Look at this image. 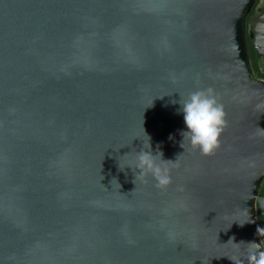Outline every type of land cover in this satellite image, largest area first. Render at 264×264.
<instances>
[{
    "label": "water",
    "instance_id": "95a60500",
    "mask_svg": "<svg viewBox=\"0 0 264 264\" xmlns=\"http://www.w3.org/2000/svg\"><path fill=\"white\" fill-rule=\"evenodd\" d=\"M255 1L0 0V264H248L264 212ZM208 88L228 127L205 156L180 101ZM148 138L173 161L164 189L136 179Z\"/></svg>",
    "mask_w": 264,
    "mask_h": 264
},
{
    "label": "clouds",
    "instance_id": "9594fccd",
    "mask_svg": "<svg viewBox=\"0 0 264 264\" xmlns=\"http://www.w3.org/2000/svg\"><path fill=\"white\" fill-rule=\"evenodd\" d=\"M180 104L184 123L187 127V131L182 132L183 141L187 139L192 149L198 150L202 155H213L220 147V138L228 127L227 113L223 104L218 101L214 90L211 88L195 90L189 93L186 99L180 101ZM260 131L264 134V130L260 129ZM181 147L183 148V143ZM178 158L176 161H178ZM170 163H173V161L163 159V152L160 151L159 145H157L156 153L153 154L148 138L147 148L145 149L143 145V148L136 152L134 165L135 170H138L136 179H145L151 175L156 181L155 186L164 189L172 182L170 168L168 167ZM126 167L133 169L132 165ZM257 231L264 233V228H258ZM231 259L234 264H241L238 259ZM246 259L248 264H264V248L261 247L260 243L252 242L248 244Z\"/></svg>",
    "mask_w": 264,
    "mask_h": 264
},
{
    "label": "flooded vegetation",
    "instance_id": "af4514ba",
    "mask_svg": "<svg viewBox=\"0 0 264 264\" xmlns=\"http://www.w3.org/2000/svg\"><path fill=\"white\" fill-rule=\"evenodd\" d=\"M264 16V0H256L250 13L247 16V43L251 65L257 78L264 79V43L258 37V20ZM259 196L264 197V178L259 190ZM257 228H264V212L260 203H256ZM259 240L264 248V233L259 232Z\"/></svg>",
    "mask_w": 264,
    "mask_h": 264
}]
</instances>
